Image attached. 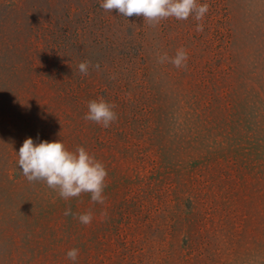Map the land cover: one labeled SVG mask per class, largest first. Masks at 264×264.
<instances>
[{
	"label": "rangeland",
	"instance_id": "obj_1",
	"mask_svg": "<svg viewBox=\"0 0 264 264\" xmlns=\"http://www.w3.org/2000/svg\"><path fill=\"white\" fill-rule=\"evenodd\" d=\"M205 2L197 32L101 0H0V264H264V0ZM181 47L186 68L158 62ZM99 97L109 128L84 119ZM27 138L103 162L104 204L29 182Z\"/></svg>",
	"mask_w": 264,
	"mask_h": 264
},
{
	"label": "clouds",
	"instance_id": "obj_2",
	"mask_svg": "<svg viewBox=\"0 0 264 264\" xmlns=\"http://www.w3.org/2000/svg\"><path fill=\"white\" fill-rule=\"evenodd\" d=\"M100 7L109 12L117 10L125 18L143 16L144 21L153 27L168 18L187 20L194 16L198 21L196 31L203 32L204 25L199 22L204 19L210 5L200 3V0H101ZM188 59V50L183 47L178 48L173 57H169L167 53L158 54L159 63L170 62L178 69L186 68ZM90 66V61H82L78 65L80 73L87 76ZM94 67L99 70L100 65L96 64ZM87 108L84 119L103 128H109L118 119L116 105L106 101L104 97L89 101ZM17 154L19 168L29 182H45L48 188L56 191L64 200L90 193L93 203L104 204L107 168L83 146L69 151L60 139L34 143L32 138H27ZM64 215H72L84 225H90L94 216L91 210L77 215L70 208L65 209ZM106 215V212L102 213V216ZM79 251L78 248H72L66 253V257L76 262Z\"/></svg>",
	"mask_w": 264,
	"mask_h": 264
}]
</instances>
